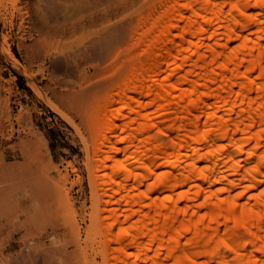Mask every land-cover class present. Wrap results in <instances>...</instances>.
Returning <instances> with one entry per match:
<instances>
[{"label":"bare ground","instance_id":"obj_1","mask_svg":"<svg viewBox=\"0 0 264 264\" xmlns=\"http://www.w3.org/2000/svg\"><path fill=\"white\" fill-rule=\"evenodd\" d=\"M146 4L126 75L85 110L89 136L65 116L88 220L24 162L7 173L30 184L13 233L44 264H264V0Z\"/></svg>","mask_w":264,"mask_h":264},{"label":"rangeland","instance_id":"obj_2","mask_svg":"<svg viewBox=\"0 0 264 264\" xmlns=\"http://www.w3.org/2000/svg\"><path fill=\"white\" fill-rule=\"evenodd\" d=\"M148 1L0 0V264H44L42 250L33 255L30 247L26 254L20 233H13L26 208L21 193L30 184L8 181L9 169L17 173L24 162L40 167V181L52 178L74 210L84 202L88 220L86 152L71 122L89 136L82 117L126 75L136 52L132 32Z\"/></svg>","mask_w":264,"mask_h":264}]
</instances>
